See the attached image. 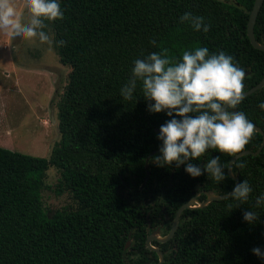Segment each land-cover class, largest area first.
Returning a JSON list of instances; mask_svg holds the SVG:
<instances>
[{
    "label": "trees",
    "instance_id": "trees-1",
    "mask_svg": "<svg viewBox=\"0 0 264 264\" xmlns=\"http://www.w3.org/2000/svg\"><path fill=\"white\" fill-rule=\"evenodd\" d=\"M252 2L60 0L64 18L45 21L54 41H66L63 47L53 43L59 63L69 69L55 104L58 139L46 157L0 147V264H155V252L144 245L150 230L159 227L165 234L196 185L215 194L232 188L229 176L217 183L207 174L190 177L183 165L153 164L161 145L159 128L170 117L149 113L139 85L136 102L124 101L119 90L134 59L161 49L180 59L183 51L197 47L231 55L247 72L243 91L253 86L264 75V52L253 48L246 35ZM185 12L202 16L209 31L180 23ZM253 36L264 43V0ZM262 102L264 85L244 96L233 111L243 112L264 134ZM260 142L254 131L244 149L254 151ZM217 155L227 166L230 156L216 150L193 163L203 166ZM234 162L246 165L239 169L232 163L231 168L238 183L247 180L252 186L248 201L231 212L227 206L238 202L230 196L183 209L172 237L151 241L162 254L161 264H264L251 252L264 249V209H254L260 215L255 225L242 219L264 194V144L258 154ZM144 163L148 178L139 187ZM50 166L58 172L59 191L68 193L72 205L47 213L40 193Z\"/></svg>",
    "mask_w": 264,
    "mask_h": 264
},
{
    "label": "clouds",
    "instance_id": "clouds-1",
    "mask_svg": "<svg viewBox=\"0 0 264 264\" xmlns=\"http://www.w3.org/2000/svg\"><path fill=\"white\" fill-rule=\"evenodd\" d=\"M24 6L28 13L26 22L14 0H0V32L49 46L66 45V41H54L43 31L47 27L45 21L64 18L60 0H25ZM179 22L205 33L210 28L202 16L190 12L181 15ZM150 44L155 46L157 41L151 40ZM233 60L224 51L210 53L206 47L185 50L180 59L170 57L167 49L134 59L130 76L119 90L120 96L124 101L136 102L134 94L139 85L149 113L164 112L170 117L159 128L156 138L161 145L158 154L151 158L153 164L176 168L183 165L190 177L207 174L217 183L224 182L229 172L235 175L231 167L220 162L219 155L203 166L193 163L208 150L231 157L241 152L254 134V125L246 115L233 111L244 99V71ZM259 108L264 110V102ZM233 163L239 169L246 166L244 162ZM252 191L247 180L237 183L229 196L238 203L229 204V211L247 202ZM258 208L264 209V194L257 196L252 208L243 212V221L248 225L259 222L260 215L254 210ZM251 252L264 261V249L254 247Z\"/></svg>",
    "mask_w": 264,
    "mask_h": 264
},
{
    "label": "rangeland",
    "instance_id": "rangeland-1",
    "mask_svg": "<svg viewBox=\"0 0 264 264\" xmlns=\"http://www.w3.org/2000/svg\"><path fill=\"white\" fill-rule=\"evenodd\" d=\"M27 21L25 0H14ZM52 36L49 26L43 29ZM68 67L59 63L53 45L10 38L0 32V147L46 157L58 139L55 104L66 83ZM53 118V122L51 120ZM58 172L45 171L40 193L44 211L72 205L68 193L59 191ZM160 235V229L157 233Z\"/></svg>",
    "mask_w": 264,
    "mask_h": 264
},
{
    "label": "water",
    "instance_id": "water-1",
    "mask_svg": "<svg viewBox=\"0 0 264 264\" xmlns=\"http://www.w3.org/2000/svg\"><path fill=\"white\" fill-rule=\"evenodd\" d=\"M261 3H262V0H253V2H252L251 8L248 12L247 22H246V35H247V38H248V40H249V42L253 48H255L257 50H261L262 52H264V43L257 42L253 36V24H254L256 15L258 13V10L261 6ZM246 74H247V72H244V75H246ZM263 85H264V75L253 86L244 90L242 94H243V96H246V95L254 92L255 90L261 88ZM51 120H52V122L54 121L52 117H51ZM253 125H254V131L261 135L260 144L258 145V147L254 151L244 149L241 152L231 156L227 162L228 167H231L232 163L238 157L246 155V154L256 155L261 150V148L264 144V134H263L262 130L257 125H255V124H253ZM150 153H152V152H150ZM146 159L147 158H145V161H146ZM226 172H227V169H226ZM228 176L234 181L232 188L228 192L223 193V194H215L211 191L204 192L205 199L201 202H198V203H197L195 197L188 198L186 201H184L182 204H180L177 207V209L175 210L174 215L172 216L171 222L169 224V228L164 235H161V236L157 235V233L159 231V227L152 229L146 235L145 240H144V245L146 246V248H148V250L155 252L156 257H157V261L155 264H161L163 261V257H162L161 252L159 251V249L156 246L151 245V241L165 242V241L169 240L172 237V235H173V233H174V231L178 225V218H179V215L183 209H185V208L192 209L195 207H202L212 200H220V199L228 197L229 193H231L234 186L238 183L237 176L233 175L230 172L228 173ZM147 178H148V169H147V164L144 163V176H143V179H142L139 187H142V185L146 182ZM128 245H129V241H126L124 244V248H127Z\"/></svg>",
    "mask_w": 264,
    "mask_h": 264
},
{
    "label": "flooded vegetation",
    "instance_id": "flooded-vegetation-1",
    "mask_svg": "<svg viewBox=\"0 0 264 264\" xmlns=\"http://www.w3.org/2000/svg\"><path fill=\"white\" fill-rule=\"evenodd\" d=\"M148 157V156H147ZM146 157V158H147ZM147 169H148V165H147ZM172 170L173 169H171L170 170V172H169V178L171 177V175H172ZM207 191H211L209 188L208 189H204V188H202V187H197V185L195 186V189H194V192H193V195L191 196V197H195V199H196V201H197V203L198 202H201V201H203L204 199H205V194H204V192H207ZM190 198V197H189ZM171 222V221H170ZM170 222H169V224H170ZM151 231V230H150ZM149 231V232H150ZM160 235H164V233H162L161 231H160ZM145 264H148V263H146L145 262Z\"/></svg>",
    "mask_w": 264,
    "mask_h": 264
},
{
    "label": "crops",
    "instance_id": "crops-1",
    "mask_svg": "<svg viewBox=\"0 0 264 264\" xmlns=\"http://www.w3.org/2000/svg\"><path fill=\"white\" fill-rule=\"evenodd\" d=\"M3 112H4L3 110H0V115H3Z\"/></svg>",
    "mask_w": 264,
    "mask_h": 264
}]
</instances>
